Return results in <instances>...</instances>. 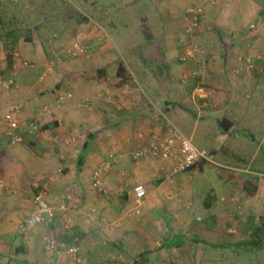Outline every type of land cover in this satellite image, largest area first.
<instances>
[{"label": "crops", "instance_id": "0c3cea01", "mask_svg": "<svg viewBox=\"0 0 264 264\" xmlns=\"http://www.w3.org/2000/svg\"><path fill=\"white\" fill-rule=\"evenodd\" d=\"M104 1L109 2L106 7L113 8L115 5L110 2L120 0ZM137 1L131 0L130 4ZM152 1L154 13L167 19L168 34L157 43L154 41L155 44L147 42L140 46L141 50L136 48L128 53L127 62L118 59L115 52L97 47L102 42L89 34L84 52H88L87 63L80 69L82 75L76 78L70 75L68 88L72 97L66 105L55 106L49 83H42L52 71L51 63L44 64L37 84L30 85V75L24 73L13 77L17 89L0 95V264H123L125 237L131 233L130 243L135 245L138 238L133 232L139 237L149 225L155 224L160 230L175 231L177 235V240L170 235L161 248L162 254L167 251L170 257L182 256L188 248L193 251L201 244L213 246L215 237L232 232L220 224L223 214L227 218L232 214L227 213L224 204L216 200L210 203L214 197L205 200L206 214L198 217L195 228L187 216L185 219L181 215L194 203L193 177L203 169L170 180L173 160L134 159L133 152L153 138L167 135V125L181 131L178 123H186L188 119L182 109L188 107L179 99L180 82L203 79L210 87L223 86L230 92L241 79L244 82L259 79L263 61L256 60L246 70L239 58L264 51V0H192L193 4H187L179 16L173 12L178 0ZM84 2L93 8L97 1ZM196 4H201L204 10L199 29V34H203L196 35L201 46L182 62L187 41L183 34L184 13ZM107 11H101L100 15L108 14ZM209 27L212 30L206 32ZM152 36L149 32L145 35L147 39ZM24 43L13 51L15 68L16 63L22 66L21 57L33 58L27 42ZM1 56L5 57L3 48ZM120 63L131 81L122 83L117 75ZM3 67L7 70L4 64ZM235 69L240 70L238 74ZM192 70L202 78L183 80L184 74ZM4 75L11 77L7 72ZM195 92L205 97L202 90ZM15 103L22 106L17 117L29 123L26 126L39 120L31 137L20 144L10 143L5 134L4 114ZM43 104L50 107V113L39 117ZM105 161H110V169L103 174L100 192L91 183L92 173ZM137 183L145 185L146 198L140 206V215L128 216L127 211L134 203L132 189ZM37 186L45 189V199L52 206L56 207L67 194L76 199L74 210L56 212L51 235L57 243L77 248L78 261L64 249L47 250L43 245L46 229L42 225L34 227L26 237L17 234L20 221L34 209ZM233 191L230 187L227 194ZM222 198L220 202L227 201ZM185 227L195 236H188ZM146 238L145 235L142 240ZM229 238L234 241V235ZM111 247L115 252L110 251L104 261L99 260L105 253L103 249ZM143 253L142 261H147L149 249Z\"/></svg>", "mask_w": 264, "mask_h": 264}, {"label": "rangeland", "instance_id": "374dc122", "mask_svg": "<svg viewBox=\"0 0 264 264\" xmlns=\"http://www.w3.org/2000/svg\"><path fill=\"white\" fill-rule=\"evenodd\" d=\"M9 1L16 3V6L8 5ZM96 1L95 6L91 8L85 5L84 0H8L5 8H1L0 32L13 28L17 29V34L29 35L33 39L29 42L22 38L17 40L15 47L18 45L21 47V44L27 42L33 58L21 57L20 62L26 61L28 66L19 67L16 63V68L7 67L10 78L26 73L30 75L29 84H37L43 74L44 64L51 63L52 71L43 79L44 81L42 80V83L45 85L49 83V89L55 101L57 91L70 93L68 88L70 75L75 78L82 75L80 69L87 63L85 56L88 52L76 57L67 54L73 41H80L86 50L89 34L94 35L98 42H102L99 46L96 45L97 47L115 52L117 58L124 62L127 60V54L135 51L136 48L141 50L142 44L154 43V41L157 43L160 38L168 34L166 33L169 26L167 19H161L154 13L155 5L152 0H139L135 5L130 4L131 0H120L117 3L110 0V3L115 5L113 8L106 7L109 5L107 1ZM187 4H193V1L178 0L173 7V12L178 16L183 14ZM123 5L131 6L121 8ZM81 11L90 19L88 22H85V19L82 20ZM101 11H107L111 15L106 13L102 16ZM143 18L146 19L143 21ZM199 29L196 35L202 37L203 33L199 34ZM209 29L212 30L209 27L206 32H209ZM147 32L154 36L147 39L145 37ZM10 41L9 38L7 43ZM197 41L199 40L196 38ZM10 46L8 44L9 50ZM249 46L253 48L252 44ZM1 48L3 47L0 44V50ZM252 55L255 56V54ZM256 55H261V61H263L259 79L253 82H244L241 79L240 83L233 85L234 89L230 92L223 86L210 87L203 79L197 81L192 79L185 83L187 78L183 82L185 84L180 82L178 85V90L182 93L179 99L185 101L184 106L188 107L182 109L187 113L188 119L186 123H178V128L197 148L204 149L212 155V161L198 164L196 170L203 169V171L193 177L194 203L190 209L182 211L181 215L185 219L187 216L191 221V227L195 228V225L199 224L198 217L206 214L205 200L208 197H211L210 200L214 197L215 199L210 203L216 200L218 204L225 205L224 209L228 214H232L228 218L226 214H223L224 217L222 216L220 220V224L232 232L226 231L218 237L213 236L215 237L213 246L209 243L201 244L193 251H188V248L182 256L170 257L167 251L162 254L164 250L161 248L170 235H175V231L165 229L162 231L158 224L149 225L139 237L137 232H133L139 244L138 242L135 245L130 243L131 233L127 239L125 237L122 244L123 264H264V51ZM196 76L202 78L199 74ZM124 77L127 81L132 79L128 73H125ZM230 86L229 84V88ZM199 88L205 93V97L195 92ZM5 92H0V95ZM69 100L70 98L65 99L59 105H66ZM54 104L59 106L56 102ZM44 105L46 104L42 106ZM224 118L233 123L228 132H223L219 126V121ZM38 121L35 120L34 123L37 124ZM19 123L22 127L29 124L25 123V120H19ZM2 136L5 135L2 134ZM236 171L247 172L258 177V189L253 197H247L233 182L231 173ZM230 187L234 188V191L227 194V189ZM35 194L36 191L33 196ZM222 197L227 201L220 202ZM131 205L133 207L134 203ZM208 223L212 222L208 221ZM143 227L145 228L146 225ZM254 229H256L255 235L251 234ZM185 233L191 236L194 232L185 227ZM145 235L149 239L142 240ZM232 235H234V241L229 238ZM175 236L177 240V235ZM54 239L58 242L56 238ZM256 241L258 246L254 244ZM147 242L150 243V247ZM43 245L46 248L44 241ZM148 249V260L142 261L141 255ZM103 250L105 253L99 256L101 261L105 260L108 252L114 251L112 247Z\"/></svg>", "mask_w": 264, "mask_h": 264}, {"label": "built area", "instance_id": "2783aa9c", "mask_svg": "<svg viewBox=\"0 0 264 264\" xmlns=\"http://www.w3.org/2000/svg\"><path fill=\"white\" fill-rule=\"evenodd\" d=\"M203 7L201 4H196L190 6L186 9L184 13V28L183 34L187 41L184 42V48L186 52L181 56L180 60L186 62L190 55L198 51L199 46L196 42V31L199 29L203 17ZM251 28H255V25H251ZM85 49L80 41L75 40L72 45L68 48L67 54L72 57L79 56L83 54ZM5 57H0V92L17 89L18 85L12 80L4 78L2 75L3 64ZM239 60L244 61V66L246 70H249L256 60H262L261 55H252L247 53L244 57H240ZM23 66H28L26 61L20 62ZM49 69V67H48ZM239 69H235L234 73L238 74ZM197 75L196 70L189 71V73L184 74L183 80L189 77H195ZM198 90H202L199 88ZM71 93H61L56 92L55 100L58 104H62L65 99L71 98ZM21 104H13L4 114L5 123V134L8 136L10 143L20 144L25 142L31 137V134L36 128L35 123H31L30 126L21 127L19 119L17 117L21 110ZM50 113V107L48 105L42 106L38 111L39 117H42ZM167 135L163 137H155L148 141L146 144L138 148L133 153L134 159L143 158H156L162 160H173L174 165L169 172V179L183 174L185 172H198L196 170L198 164L203 161H212V156L204 149L197 148L192 141L186 137L181 131L172 125H167ZM110 169V161H105L99 165L92 173V185L94 188L103 191L102 188V177L105 172ZM146 198V188L142 183H137L132 189V200L134 206L127 211L128 216H137L140 214V206L142 205L144 199ZM223 201V198H221ZM34 209L33 211L24 217L17 228V234L21 237H26L34 227L42 225L47 234L44 236L43 241L46 244V249L50 251H58L64 249L67 254L74 257L76 261L77 258V248L69 247L63 243H57L52 234L51 226L54 223L57 211H71L77 207V201L71 195H65L60 203L55 207L50 205L45 199L44 188H39L33 198ZM121 224V223H120Z\"/></svg>", "mask_w": 264, "mask_h": 264}, {"label": "trees", "instance_id": "16d2710c", "mask_svg": "<svg viewBox=\"0 0 264 264\" xmlns=\"http://www.w3.org/2000/svg\"><path fill=\"white\" fill-rule=\"evenodd\" d=\"M7 1L8 0H0V26H2V23H1L2 10H1V8H5V3ZM7 4L16 6V3H13L11 1H9ZM82 18H83L82 20L85 19V22H88L90 20L87 17H85L83 14H82ZM16 30L17 29L12 28V29H8L7 31H3V32L1 31L0 32V44L2 45L3 50L5 52L4 65H5V67H9V68L14 67L15 61H14L13 51H14L17 40L22 38L23 40L28 41V42L33 41V39L30 38L29 35L27 36V35L23 34V36H21V35L17 34ZM28 33H30V32H28ZM9 38L11 39V41H10V43H7V40ZM8 44L11 45L10 50H9ZM6 72H7V70H5V71L2 70V75H4V73H6ZM125 73L127 74V71L124 68L123 64L120 63V65L118 66L117 75L121 78L122 83L127 82V80H125L126 77H124ZM4 78L5 79L8 78V80H10V77H4ZM12 81L14 83H16V81H14V79ZM232 125H233L232 121H229L226 118L221 119L219 121V126L222 128L223 132H228V130L232 127ZM249 138L252 139L251 135H249ZM203 162H206V161H203ZM231 177H232L233 182H235L237 184V186H239L241 188V190L245 193V195L247 197H253L256 194L257 189H258V177L257 176H254V175L247 173V172L244 173L242 171H236L235 173L234 172L231 173ZM38 188L39 187H37V189L35 190L36 192L38 191ZM255 230L256 229H254L251 234L255 235V232H256ZM254 244L256 246H258L257 241L254 242Z\"/></svg>", "mask_w": 264, "mask_h": 264}]
</instances>
